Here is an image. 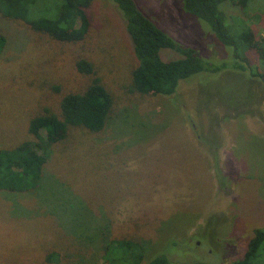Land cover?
<instances>
[{
	"label": "rangeland",
	"instance_id": "rangeland-1",
	"mask_svg": "<svg viewBox=\"0 0 264 264\" xmlns=\"http://www.w3.org/2000/svg\"><path fill=\"white\" fill-rule=\"evenodd\" d=\"M134 1L181 46L231 61L180 0ZM232 2L222 5L228 23L264 42V0L245 9ZM88 14L89 34L77 44L0 14V149L32 139L30 119L57 113L62 94L80 91L87 79L74 69L79 59L113 100L101 132L73 128L48 149L35 190L0 191V264H109L115 241L140 246L139 264L161 253L172 262L231 264L264 229V84L248 69L227 68L182 81L169 97L133 92L137 62L120 14L110 0H92ZM245 58L260 63L252 50Z\"/></svg>",
	"mask_w": 264,
	"mask_h": 264
},
{
	"label": "trees",
	"instance_id": "trees-1",
	"mask_svg": "<svg viewBox=\"0 0 264 264\" xmlns=\"http://www.w3.org/2000/svg\"><path fill=\"white\" fill-rule=\"evenodd\" d=\"M92 0H0L3 18L27 25L32 31L61 44H77L90 31L88 9ZM228 0H180L183 11L210 27L216 41L228 48L231 61L212 62L194 48L177 43L155 22L148 18L134 0H110L120 14L125 33L130 40L137 65L132 71V91L143 95L169 97L180 82L201 74H217L227 68L249 70L264 84V42L255 41L250 29L228 23L222 5ZM234 5L245 9L249 0H236ZM50 8L52 14H39ZM45 10V9H44ZM6 39L0 35V53ZM246 50L256 52L259 64L245 62ZM169 51L176 58L163 60L161 53ZM245 65H247L245 67ZM260 66L262 68L260 69ZM76 73L87 79L78 92L62 94L57 113L44 109L30 119L25 140L13 149H0V191L23 193L35 190L41 180L42 166L48 149L62 142L73 128L99 133L110 118L113 100L93 65L84 59L74 63ZM143 249L135 243L115 241L109 252V264H139ZM261 256L260 260L259 257ZM264 257V229H256L242 257L231 264H261ZM52 260L50 257L48 261ZM147 264H211L205 261L172 262L164 253Z\"/></svg>",
	"mask_w": 264,
	"mask_h": 264
}]
</instances>
